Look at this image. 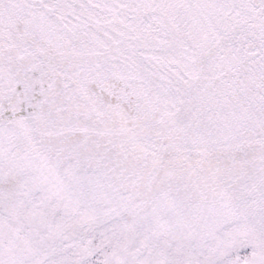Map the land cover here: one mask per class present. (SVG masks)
<instances>
[{
    "label": "snow or ice",
    "instance_id": "1",
    "mask_svg": "<svg viewBox=\"0 0 264 264\" xmlns=\"http://www.w3.org/2000/svg\"><path fill=\"white\" fill-rule=\"evenodd\" d=\"M0 264H264V0H0Z\"/></svg>",
    "mask_w": 264,
    "mask_h": 264
}]
</instances>
